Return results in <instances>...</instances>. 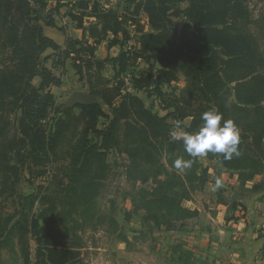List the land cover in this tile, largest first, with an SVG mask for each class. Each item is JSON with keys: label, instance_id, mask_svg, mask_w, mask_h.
Masks as SVG:
<instances>
[{"label": "trees", "instance_id": "trees-1", "mask_svg": "<svg viewBox=\"0 0 264 264\" xmlns=\"http://www.w3.org/2000/svg\"><path fill=\"white\" fill-rule=\"evenodd\" d=\"M182 1L186 6L180 9ZM246 1L123 0L121 8H108L98 0H0V264H87L80 233L102 217L89 211L110 171L109 150L127 158L124 199L131 210L125 217L140 213L148 232L180 229L198 214L184 202L205 188L203 159L236 172L242 185L261 176L251 190L264 192V48L248 30L258 21L249 18ZM64 17L66 24L58 25ZM43 26L65 33L64 45L48 37ZM70 26L81 29V36L67 34ZM103 40L120 48L115 57H96ZM48 49L53 54L42 56ZM67 60L93 102L58 110L50 87L60 86L61 78L53 68ZM140 61L147 69L134 74ZM107 62L113 82L102 74ZM179 73L189 81L166 104L171 110L153 111L157 98L169 100L162 86ZM125 75L132 90L153 96V105L123 93ZM212 107L238 125L240 155L224 160L208 153L189 169L175 168L177 158H193L182 140L172 139L168 119L189 118L185 131L193 132ZM54 112L60 114L51 116ZM100 118L106 121L103 128ZM57 160H64L67 170L56 187L38 185L28 195L18 193L25 169L42 176L45 170L34 167Z\"/></svg>", "mask_w": 264, "mask_h": 264}, {"label": "crops", "instance_id": "crops-1", "mask_svg": "<svg viewBox=\"0 0 264 264\" xmlns=\"http://www.w3.org/2000/svg\"><path fill=\"white\" fill-rule=\"evenodd\" d=\"M98 1L108 8H121L123 2ZM64 21L65 17L57 19V24ZM67 29L71 36L82 34L81 29L72 26ZM43 30L57 44L64 45L65 33L50 26H43ZM102 43L112 52L109 58L119 53L118 46L108 47L103 40L96 46L97 58H108L97 54ZM202 161L208 172L204 188L207 192L184 202L197 210L195 217L187 219L180 229L169 231L148 232L140 221L135 226L129 223L125 229H105L102 240L94 238L81 249L84 261L87 264H264V192L251 190L262 177L255 176L242 185L236 172ZM217 181L222 186L213 190Z\"/></svg>", "mask_w": 264, "mask_h": 264}, {"label": "rangeland", "instance_id": "rangeland-1", "mask_svg": "<svg viewBox=\"0 0 264 264\" xmlns=\"http://www.w3.org/2000/svg\"><path fill=\"white\" fill-rule=\"evenodd\" d=\"M101 3H103V1ZM185 6H186L185 1L178 3V7L180 9L184 8ZM245 6L247 8V13L249 15V18H251L253 22L258 21V23H254V24L251 23L248 26V30L252 32L253 36H255L258 43L261 45L262 48H264V0H247L245 2ZM140 20L142 23H145L146 25L147 17L145 14L141 15ZM67 21L68 18L65 17V21L62 23V25L66 24ZM177 21L179 25L182 24L183 19L181 18V16L177 18ZM146 29H148L147 26ZM130 44H134V41H131ZM51 53L52 51L48 49L42 56ZM111 53L112 52L107 48L105 43L100 44L97 49V54L99 57L108 56L109 58ZM70 63L71 61L67 60L64 66L53 68L54 74L59 75L61 78L60 86L50 87L51 92L55 96L56 109L58 110H60L64 104L66 106L67 98L72 91L78 89H84L86 92H88L87 88L85 87L82 88L81 81L78 79V76L71 68ZM105 64H106L105 69L102 71V74L106 78L111 79L110 81L113 82L114 81V79H112L114 77L113 68L110 62H107ZM46 65L49 68L51 67L50 59L47 61ZM147 66H148L147 63L143 61L138 62V64L135 66L136 69H134V74H139L145 71L147 69ZM188 81H189L188 78H186L183 74L179 73L176 81L171 82L169 85H163L162 90L165 92V94H169V100L167 102L162 100L160 102L158 98L154 102L153 96L148 97L147 93L143 90H134V89L132 90V88L131 90H127L126 87L123 93H125L126 91V92H131V94L133 93L136 94L144 101V104L147 107H150L151 104L153 105L154 102L153 111L155 112L157 111V113L163 115L171 110V108L166 107L167 106L166 104L172 103L171 101L173 100L174 94L178 93L179 89L184 87ZM33 82L37 85L39 79L35 78ZM130 85H131V80H130ZM54 113H51V116H55V115L58 116L60 114V113H55V114ZM74 113L77 114L78 110L77 109L74 110ZM168 122H170L173 125L172 128L173 133H179L181 131H185V128L187 127L189 122V118L181 121H175L169 118ZM105 124H106L105 119L100 118L98 121V127L103 128ZM178 124L181 127L179 128L176 127ZM106 160L110 166V171L108 173L107 178L101 182L102 186L100 187L97 200L93 201L94 204L92 206V209L89 211L91 213H94L95 216H102V217H100V219L94 218V220L91 222L92 224L90 223L87 226L86 230L80 233L83 238V241L85 242V245L88 243H92L94 241V238H99V241L102 240V235L105 229H108L109 231L118 230L120 228L125 229L126 227H128L129 223H131L132 226H135L140 221V215H141L140 213L132 214L129 219H126L125 217V213L128 212V210L129 211L131 210V205L129 201L124 199L125 196L124 192L129 188V184L126 182L125 179L124 166L127 162L126 156L118 153L117 151L109 150L107 152ZM209 164H217V163H215L214 161H210ZM65 167H66V162L64 160L63 161L57 160L54 163H50L49 165H46L45 167H34L35 169L42 168L45 170V174L42 176H36L33 175L32 173L30 174L29 171L25 169L23 172L24 177L17 187L18 193L21 195H28L34 192L36 186L38 185L49 186L51 184L56 187L57 181L63 178V174L67 170L65 169ZM63 182L65 183V181ZM136 186L139 187L140 184L138 183ZM146 186H149V184H146ZM62 187L63 186H60V188ZM204 192L206 193L207 190H203L202 192L198 193L195 196L196 197L200 196ZM109 217H113L117 225L111 224ZM93 225L96 226L95 229H93ZM62 238L64 240L65 239L67 240L68 238L67 233H64L62 235Z\"/></svg>", "mask_w": 264, "mask_h": 264}, {"label": "clouds", "instance_id": "clouds-1", "mask_svg": "<svg viewBox=\"0 0 264 264\" xmlns=\"http://www.w3.org/2000/svg\"><path fill=\"white\" fill-rule=\"evenodd\" d=\"M202 124L193 132L173 133V140H182L184 150L193 159L177 158L174 167L180 170L189 169L196 158L206 157L208 153L221 154L224 160L239 156L240 129L233 119H224L217 108L212 107L201 114ZM223 120V123L221 121ZM176 127H181L179 124ZM217 181L215 189L220 188Z\"/></svg>", "mask_w": 264, "mask_h": 264}, {"label": "water", "instance_id": "water-1", "mask_svg": "<svg viewBox=\"0 0 264 264\" xmlns=\"http://www.w3.org/2000/svg\"><path fill=\"white\" fill-rule=\"evenodd\" d=\"M93 102V97L88 92L83 90H74L68 96L66 107H73L75 105H89Z\"/></svg>", "mask_w": 264, "mask_h": 264}, {"label": "built area", "instance_id": "built-area-1", "mask_svg": "<svg viewBox=\"0 0 264 264\" xmlns=\"http://www.w3.org/2000/svg\"><path fill=\"white\" fill-rule=\"evenodd\" d=\"M123 80H124V82H125V84L127 86V90H131L130 77H129V75H125L123 77Z\"/></svg>", "mask_w": 264, "mask_h": 264}]
</instances>
